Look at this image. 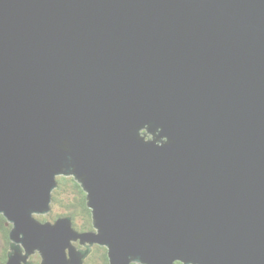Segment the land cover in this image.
Masks as SVG:
<instances>
[{"label":"water","instance_id":"95a60500","mask_svg":"<svg viewBox=\"0 0 264 264\" xmlns=\"http://www.w3.org/2000/svg\"><path fill=\"white\" fill-rule=\"evenodd\" d=\"M0 215L5 264H264V0H0Z\"/></svg>","mask_w":264,"mask_h":264},{"label":"trees","instance_id":"16d2710c","mask_svg":"<svg viewBox=\"0 0 264 264\" xmlns=\"http://www.w3.org/2000/svg\"><path fill=\"white\" fill-rule=\"evenodd\" d=\"M56 180L57 187L52 192L51 205L60 204L66 211L65 214H58L57 218L61 216H70L73 221L80 217L83 221L80 229L91 230V213L86 205V194L83 192L80 185L72 177L59 176ZM60 195L64 197L60 199ZM54 219L56 218L54 217ZM9 231L10 225H7L6 220L0 215V237L6 245L4 252L0 255V264H5L6 262L10 242ZM36 264H40V258L37 260ZM84 264H108L106 249L96 245L93 246L90 254L84 260Z\"/></svg>","mask_w":264,"mask_h":264},{"label":"rangeland","instance_id":"374dc122","mask_svg":"<svg viewBox=\"0 0 264 264\" xmlns=\"http://www.w3.org/2000/svg\"><path fill=\"white\" fill-rule=\"evenodd\" d=\"M63 197H64L63 195L59 196L60 199H62ZM65 212L66 211L64 210L63 206H61L60 204H55V205L52 204L49 213L47 212V213H44V214H35L34 216H35L36 219H38L41 222H48V221L52 222V221L55 220L54 217L57 218L58 214H65ZM82 222L83 221H82V219L80 217H78L77 219L73 220L74 228H76V230H78L80 232L81 231H86V230L80 229ZM74 245L77 246L78 249H83L84 248L82 245L78 244V242L74 243ZM5 248H6L5 242L0 237V255L4 252ZM38 259H39V256H38L37 253L33 254L30 257V260L32 262H36V260H38Z\"/></svg>","mask_w":264,"mask_h":264},{"label":"flooded vegetation","instance_id":"af4514ba","mask_svg":"<svg viewBox=\"0 0 264 264\" xmlns=\"http://www.w3.org/2000/svg\"><path fill=\"white\" fill-rule=\"evenodd\" d=\"M56 219H57V218H56ZM56 219H55V220H56ZM55 220H54V221H55ZM48 222H50V221H48ZM52 222H53V221H52ZM72 223H73V221H72ZM29 261H30V264H36V263H37V260H36V262H32V261L29 259Z\"/></svg>","mask_w":264,"mask_h":264},{"label":"bare ground","instance_id":"6f19581e","mask_svg":"<svg viewBox=\"0 0 264 264\" xmlns=\"http://www.w3.org/2000/svg\"><path fill=\"white\" fill-rule=\"evenodd\" d=\"M90 225V224H89Z\"/></svg>","mask_w":264,"mask_h":264},{"label":"clouds","instance_id":"9594fccd","mask_svg":"<svg viewBox=\"0 0 264 264\" xmlns=\"http://www.w3.org/2000/svg\"><path fill=\"white\" fill-rule=\"evenodd\" d=\"M76 229V228H75Z\"/></svg>","mask_w":264,"mask_h":264}]
</instances>
